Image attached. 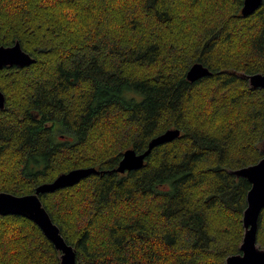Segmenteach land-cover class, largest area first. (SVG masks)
Here are the masks:
<instances>
[{
    "label": "trees",
    "instance_id": "16d2710c",
    "mask_svg": "<svg viewBox=\"0 0 264 264\" xmlns=\"http://www.w3.org/2000/svg\"><path fill=\"white\" fill-rule=\"evenodd\" d=\"M0 0V44L36 61L0 69V192L35 191L78 167L92 174L41 194L77 264H227L240 253L251 183L234 170L264 156V1ZM211 74L187 78L194 63ZM258 245L264 248V209ZM32 220L0 214V264H60Z\"/></svg>",
    "mask_w": 264,
    "mask_h": 264
},
{
    "label": "water",
    "instance_id": "95a60500",
    "mask_svg": "<svg viewBox=\"0 0 264 264\" xmlns=\"http://www.w3.org/2000/svg\"><path fill=\"white\" fill-rule=\"evenodd\" d=\"M264 0H244L241 15L253 14ZM36 61L17 40L12 45L0 44V69L4 66H28ZM210 69L203 63H194L187 72L190 81H196L210 75ZM253 88H264V73L245 75ZM6 105V95L0 89V109ZM181 135L179 128H170L153 137L145 151L138 153L135 149H127L118 166L113 170H100L96 167H78L61 173L53 181L38 185L34 192L18 195L6 191L0 192V214L21 215L34 221L43 233L54 243L61 252L60 264H77L75 248L68 244L61 233L60 227L54 222L41 199V194L54 192L58 189L73 186L82 179L106 172L124 174L128 171L141 169L147 156L161 144L171 142ZM264 148V147H263ZM237 176L246 178L251 183L247 194V207L243 214L245 233L240 247L241 252L227 257V264H264V248L258 245L257 233L259 219L264 209V156L257 162L234 170Z\"/></svg>",
    "mask_w": 264,
    "mask_h": 264
}]
</instances>
